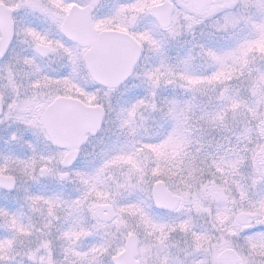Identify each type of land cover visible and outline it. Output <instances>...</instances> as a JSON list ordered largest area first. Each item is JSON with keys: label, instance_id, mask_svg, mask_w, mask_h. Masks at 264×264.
Listing matches in <instances>:
<instances>
[{"label": "snow or ice", "instance_id": "6c2138e0", "mask_svg": "<svg viewBox=\"0 0 264 264\" xmlns=\"http://www.w3.org/2000/svg\"><path fill=\"white\" fill-rule=\"evenodd\" d=\"M0 264H264V0H0Z\"/></svg>", "mask_w": 264, "mask_h": 264}]
</instances>
